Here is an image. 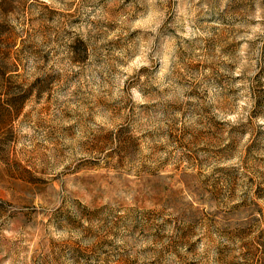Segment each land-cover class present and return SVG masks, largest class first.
I'll return each mask as SVG.
<instances>
[{
  "label": "rangeland",
  "instance_id": "374dc122",
  "mask_svg": "<svg viewBox=\"0 0 264 264\" xmlns=\"http://www.w3.org/2000/svg\"><path fill=\"white\" fill-rule=\"evenodd\" d=\"M0 264H264V0H0Z\"/></svg>",
  "mask_w": 264,
  "mask_h": 264
}]
</instances>
